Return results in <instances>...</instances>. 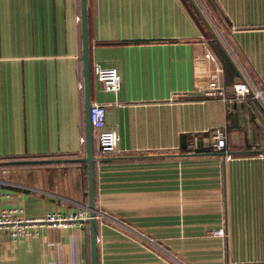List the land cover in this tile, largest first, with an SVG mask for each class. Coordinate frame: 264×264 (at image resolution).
<instances>
[{
    "label": "crops",
    "instance_id": "crops-1",
    "mask_svg": "<svg viewBox=\"0 0 264 264\" xmlns=\"http://www.w3.org/2000/svg\"><path fill=\"white\" fill-rule=\"evenodd\" d=\"M81 17V0H0V163L86 156ZM88 29L92 102L120 135L103 155L94 131L98 264H264V0H88ZM207 47L227 100L195 88ZM244 80L263 98L237 99ZM88 188L85 162L0 165L20 218L89 214ZM88 221L0 236V264H91Z\"/></svg>",
    "mask_w": 264,
    "mask_h": 264
},
{
    "label": "built area",
    "instance_id": "built-area-1",
    "mask_svg": "<svg viewBox=\"0 0 264 264\" xmlns=\"http://www.w3.org/2000/svg\"><path fill=\"white\" fill-rule=\"evenodd\" d=\"M202 44L206 45L205 42ZM94 70L106 91L115 93L120 91L122 78L118 69L104 68L96 64ZM193 71L197 90L205 92L208 96H221L224 100H227L222 83L223 68L217 64V57L212 49L207 47L204 52L195 54ZM234 91L237 99H244L247 96H253L256 99L263 98L262 90L249 80L234 84ZM90 118L93 129L98 131L97 141L101 153L103 155L119 153L120 135L117 129L108 127L107 107L101 103H92ZM213 138L214 146L218 152L228 150L225 129H215ZM195 144H197V141ZM16 212V210L8 209L0 211V236L9 235L13 240H19L22 237L33 236L35 232L38 233V227L68 229L79 222H87L90 217L88 211L84 209L67 215L61 212L48 213L39 218H20L16 215ZM216 234L224 236V230L221 229Z\"/></svg>",
    "mask_w": 264,
    "mask_h": 264
},
{
    "label": "water",
    "instance_id": "water-1",
    "mask_svg": "<svg viewBox=\"0 0 264 264\" xmlns=\"http://www.w3.org/2000/svg\"><path fill=\"white\" fill-rule=\"evenodd\" d=\"M82 7V39H83V72H84V88H85V118H86V148L87 154L83 158L77 159H59V160H22L13 162H1L0 165L8 164H43L53 162H85L87 163L88 175V192L89 197V226H90V242H91V264H98V235H97V208L94 178V163L96 161L94 150V129L91 123L90 113L92 106L91 94V57H90V40L88 29V0H81ZM199 8V7H198ZM199 11L202 13L201 9ZM203 15V13H202ZM220 42L219 38H217Z\"/></svg>",
    "mask_w": 264,
    "mask_h": 264
},
{
    "label": "rangeland",
    "instance_id": "rangeland-1",
    "mask_svg": "<svg viewBox=\"0 0 264 264\" xmlns=\"http://www.w3.org/2000/svg\"><path fill=\"white\" fill-rule=\"evenodd\" d=\"M95 133H96V138H98V131L97 130H94Z\"/></svg>",
    "mask_w": 264,
    "mask_h": 264
},
{
    "label": "trees",
    "instance_id": "trees-1",
    "mask_svg": "<svg viewBox=\"0 0 264 264\" xmlns=\"http://www.w3.org/2000/svg\"><path fill=\"white\" fill-rule=\"evenodd\" d=\"M23 165H26V164H23Z\"/></svg>",
    "mask_w": 264,
    "mask_h": 264
}]
</instances>
